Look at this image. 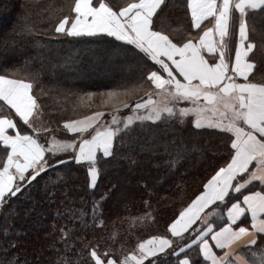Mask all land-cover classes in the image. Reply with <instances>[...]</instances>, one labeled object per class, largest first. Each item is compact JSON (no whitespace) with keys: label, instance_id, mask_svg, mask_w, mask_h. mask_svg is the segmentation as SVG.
<instances>
[{"label":"snow or ice","instance_id":"1","mask_svg":"<svg viewBox=\"0 0 264 264\" xmlns=\"http://www.w3.org/2000/svg\"><path fill=\"white\" fill-rule=\"evenodd\" d=\"M17 7L15 22L0 29L2 58L6 61L9 53L23 57L0 74V109L6 106L0 112V208L68 160L87 164L89 184L95 188L100 157L114 156L116 140L137 121L158 127L192 117L196 129L230 135L222 145L224 154L213 157L217 163L212 172L167 224L171 238L157 235L125 247L115 234L85 235L78 238L79 248L75 242L65 244L54 264H170L169 256L177 264H264V74L255 78L257 45L251 42L255 17H264V0H186L183 19L175 14L173 0H69L67 14L55 25V34L64 37L58 43L114 38L121 47L131 46L143 66L138 65L136 79L107 92L110 121L104 111L65 120L63 129L71 136L64 139L54 135L51 121L45 122L46 105L34 91L44 87V53L39 49L52 43L37 39L34 10L51 15L52 6L0 0V10ZM29 46L36 55L27 54ZM258 46L264 50V30ZM140 88L146 89L144 97L132 102ZM84 95L90 99L94 94ZM122 108L130 109V115L118 118ZM109 198L101 194L93 205L99 213L92 220L96 232L97 220L104 225L100 218ZM194 248L198 259L181 258Z\"/></svg>","mask_w":264,"mask_h":264},{"label":"trees","instance_id":"2","mask_svg":"<svg viewBox=\"0 0 264 264\" xmlns=\"http://www.w3.org/2000/svg\"><path fill=\"white\" fill-rule=\"evenodd\" d=\"M22 2L12 0L17 6ZM38 2L45 8L52 7L51 15L43 9L34 10L37 39L42 44L50 40L52 43L39 49L44 53V87L34 91L46 105L45 122L51 121L55 133L59 130L57 137L64 139L71 134L65 132L63 122L87 115L96 107L92 103L93 95L89 99L85 93L106 94L117 85L136 79L140 73L138 65H143L131 46L121 47V42H113L114 38L58 43L64 37L55 34V25L67 14L69 0ZM113 2L123 3V0ZM173 3L177 5L175 14L183 19L186 0H173ZM18 11V7L12 12L0 10V29L10 27ZM186 19L190 26L189 13ZM255 20L257 32L251 35V42L257 45L253 50L254 75L259 78L264 74V50L258 46L264 17L257 15ZM234 47L235 37L231 55ZM36 51L31 46L27 48L30 56L36 55ZM2 57L0 53V74L10 72L23 59L11 53L6 61ZM39 64L37 61L36 66ZM145 91V88L135 91L131 101L144 97ZM5 109L6 106L0 112ZM128 115L130 109L122 108L118 118ZM191 120L189 117L182 124L167 121L158 127L151 121H137L129 133L116 140L114 156L100 157L95 188L90 187L87 164L68 160L55 170L49 169L47 175L42 174L31 187L13 198L10 205L0 208V264H54L58 252H64L65 244L71 246L75 242L79 248L78 238L85 235L92 239L93 235L107 238L115 234L125 247H135L157 235L171 238L167 224L212 172L211 165L217 163L213 157L224 154L222 145L230 135L207 127L196 129ZM101 194L110 198L104 203V217L100 218L104 219V225L100 227L97 220L99 231L96 232L92 220L99 213L94 212L93 205L99 203ZM184 256L198 259V249H189ZM167 259L170 264H177L172 256Z\"/></svg>","mask_w":264,"mask_h":264},{"label":"rangeland","instance_id":"3","mask_svg":"<svg viewBox=\"0 0 264 264\" xmlns=\"http://www.w3.org/2000/svg\"><path fill=\"white\" fill-rule=\"evenodd\" d=\"M106 99H107V93L104 95H95V96L93 95V97H92L93 102L92 103H93V106H96L93 111H104L105 112V118L110 121L111 116L108 114L110 109L108 106H106L104 104V101ZM121 99L127 100L128 97L121 95ZM79 118H81V117H79ZM79 118H76V119H79ZM54 135L59 136V130L56 133H54Z\"/></svg>","mask_w":264,"mask_h":264},{"label":"crops","instance_id":"4","mask_svg":"<svg viewBox=\"0 0 264 264\" xmlns=\"http://www.w3.org/2000/svg\"><path fill=\"white\" fill-rule=\"evenodd\" d=\"M190 14V13H189ZM190 18H191V16H190ZM237 31H238V26H237ZM207 55V54H206ZM218 55V54H217ZM232 57H233V59H234V52H233V54H232ZM251 75V74H250ZM250 190H255L254 188L253 189H250ZM249 224H250V222H249ZM171 235V234H170ZM151 238V237H150ZM150 238H148V239H150ZM145 240H147V239H145ZM241 243H244V241H241ZM181 258H187L186 256H182Z\"/></svg>","mask_w":264,"mask_h":264}]
</instances>
